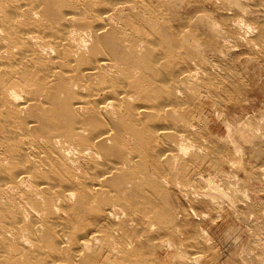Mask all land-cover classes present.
Wrapping results in <instances>:
<instances>
[{
	"label": "bare ground",
	"instance_id": "1",
	"mask_svg": "<svg viewBox=\"0 0 264 264\" xmlns=\"http://www.w3.org/2000/svg\"><path fill=\"white\" fill-rule=\"evenodd\" d=\"M100 1L0 0V264H154L175 226L173 38L145 15L153 38L126 37V2Z\"/></svg>",
	"mask_w": 264,
	"mask_h": 264
},
{
	"label": "rangeland",
	"instance_id": "2",
	"mask_svg": "<svg viewBox=\"0 0 264 264\" xmlns=\"http://www.w3.org/2000/svg\"><path fill=\"white\" fill-rule=\"evenodd\" d=\"M170 1L124 0L127 10L120 12L124 18L115 25L143 45L153 38L154 27L166 28L174 56L162 61L169 65L161 71L181 93L170 102H181L182 111L185 106L183 112L174 106L178 120H170L188 136L177 144L189 149L183 150L186 157L181 158L183 151L179 155L173 169L175 187L169 190L176 223L154 234L150 261L264 264V0ZM109 2H91V7L100 14ZM91 14L90 19L97 18L95 10ZM34 48L40 49V44ZM178 75L187 80L180 84ZM76 161L82 165L86 159ZM99 258L119 264L111 253Z\"/></svg>",
	"mask_w": 264,
	"mask_h": 264
}]
</instances>
